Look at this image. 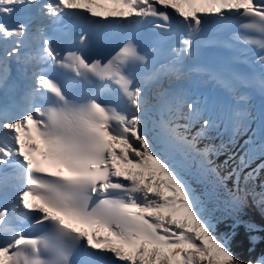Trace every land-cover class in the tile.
<instances>
[{
	"label": "snow or ice",
	"instance_id": "6c2138e0",
	"mask_svg": "<svg viewBox=\"0 0 264 264\" xmlns=\"http://www.w3.org/2000/svg\"><path fill=\"white\" fill-rule=\"evenodd\" d=\"M169 73L227 94H154ZM261 172L264 0H0V264H264L219 212L264 215Z\"/></svg>",
	"mask_w": 264,
	"mask_h": 264
},
{
	"label": "trees",
	"instance_id": "16d2710c",
	"mask_svg": "<svg viewBox=\"0 0 264 264\" xmlns=\"http://www.w3.org/2000/svg\"><path fill=\"white\" fill-rule=\"evenodd\" d=\"M253 180L245 181L242 179L240 186L243 188L247 185L250 192L259 194L260 192L255 189ZM225 217H220L222 224L220 231L232 230L235 233L234 238V250L238 255L244 257H252L264 253V236L260 237L259 242L254 246L250 247L249 242V229L243 222L250 221L252 223L259 224L261 220H264V215L261 214L260 209L249 199L247 208L239 214H233L231 212L226 213ZM238 223V224H237Z\"/></svg>",
	"mask_w": 264,
	"mask_h": 264
},
{
	"label": "bare ground",
	"instance_id": "6f19581e",
	"mask_svg": "<svg viewBox=\"0 0 264 264\" xmlns=\"http://www.w3.org/2000/svg\"><path fill=\"white\" fill-rule=\"evenodd\" d=\"M188 92V90H186L185 88H181L178 89L176 88V90L174 92ZM158 93L160 96H167L168 94L172 93V91H170L169 89H165L164 87H162L161 85H158L155 89H154V94ZM231 132L227 129H222L221 130V134L218 137H214L215 141L217 144H221L223 143L224 145L228 142L229 137L231 136ZM221 161V157H217L216 161ZM260 180V179H259Z\"/></svg>",
	"mask_w": 264,
	"mask_h": 264
},
{
	"label": "rangeland",
	"instance_id": "374dc122",
	"mask_svg": "<svg viewBox=\"0 0 264 264\" xmlns=\"http://www.w3.org/2000/svg\"><path fill=\"white\" fill-rule=\"evenodd\" d=\"M216 165L219 166L220 172L223 171V170L225 169L224 163H223V164L219 163V160L216 161ZM227 169H228V167H227ZM224 173H225V172L223 171L222 174H224ZM260 174H261V173H260ZM260 174H259V175H260ZM255 178H256V180H257V181H256V182H257V185L261 188V185H259V183L263 184V182H262L263 178H262L261 176H258V177H255ZM210 179H211V178H210ZM259 179H260V180H259ZM228 180H229V179H228ZM262 186H263V189H264V185H262ZM234 187H235V186H234ZM234 187H233V189H234ZM228 189H231V186H230L229 184H226V187L223 188V197H222V199L227 197ZM219 212L221 213V217H225L224 215H226V213H229L227 207L224 206L223 204H221V206L219 207ZM243 223H244V224L246 225V227H247V225H248L249 223H252V222H251V219H250V221L243 222ZM237 224H238V223H237ZM247 228H248V227H247Z\"/></svg>",
	"mask_w": 264,
	"mask_h": 264
}]
</instances>
